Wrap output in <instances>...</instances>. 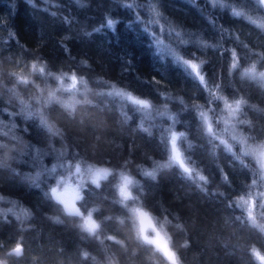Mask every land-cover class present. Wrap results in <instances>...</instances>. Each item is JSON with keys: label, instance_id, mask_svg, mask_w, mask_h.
Returning a JSON list of instances; mask_svg holds the SVG:
<instances>
[{"label": "trees", "instance_id": "1", "mask_svg": "<svg viewBox=\"0 0 264 264\" xmlns=\"http://www.w3.org/2000/svg\"><path fill=\"white\" fill-rule=\"evenodd\" d=\"M35 4L0 0V143L8 145L0 159L10 166L0 167V260L168 264L154 246L137 239L129 209L142 207L162 227L180 264H262L251 249L264 254V231L248 219L247 205L239 197L260 200L264 173L255 158H247L248 167H241L219 140L209 137L199 115L207 113L214 125V118L222 120L227 113L223 101L213 102L210 92L243 97L255 108L239 118L251 120L253 126L228 130L227 138L242 134L256 138L250 144L264 142V84L242 80L230 68L233 51L249 64H264V10L257 0H35ZM233 10L245 18L233 15ZM107 19L116 20L114 28L107 26ZM177 56L198 64L204 61L201 74L206 84ZM33 61L37 70L31 67ZM41 66L43 74L38 71ZM21 76L29 83L21 84ZM40 89L45 95L55 90L64 100L74 97L90 103L76 105L71 113L61 105L47 106L48 123L60 131L54 136L39 115L26 117L20 112V99L32 111L41 108L33 100ZM117 92L147 99L152 107L140 111ZM173 131L187 134L177 147L190 173L178 165L158 167L171 154ZM213 131L218 136L214 127ZM240 147L233 143V152ZM9 154L15 158L8 159ZM89 166L107 167L113 175L97 188L86 173ZM151 171L156 173L154 180L144 175ZM38 173V187L22 178L35 179ZM121 174L133 180L134 200L126 202L127 207L117 203ZM58 182L70 192L83 182L81 195L86 199L77 205L100 209L94 213L98 222L111 217L103 220L95 238L83 231L81 217L67 215L51 199L50 189ZM258 209L257 224H264ZM18 242L23 244L22 255L9 256V248Z\"/></svg>", "mask_w": 264, "mask_h": 264}, {"label": "snow or ice", "instance_id": "2", "mask_svg": "<svg viewBox=\"0 0 264 264\" xmlns=\"http://www.w3.org/2000/svg\"><path fill=\"white\" fill-rule=\"evenodd\" d=\"M79 2V0H77ZM29 3L32 4V6H36L35 0H29ZM129 7H135L133 4H126ZM257 5L261 10H264V0H257ZM224 7H228V5H223ZM233 15L245 18L244 13L236 12L233 10ZM248 19L251 21V18L248 17ZM254 23V21H251ZM106 24L110 28H114L116 24L115 19H107ZM103 27V25H101ZM99 30V29H96ZM233 61L230 65L231 70L234 74H238L239 77L242 80L245 81H255L260 84H264V64H261L259 67L256 63L249 64L247 60L237 57V54L235 51L232 52ZM177 60L181 61L187 68L190 69L191 73L195 76V78L201 83L206 84L205 76L201 74L202 68L201 65L204 63V61H201L199 64L194 62L192 59H184L183 57L177 56ZM31 67L33 70H37V62L33 61L31 64ZM39 73L43 74L45 73L44 67L38 68ZM12 75H16L13 73ZM48 75H52V73H48ZM19 82L21 84H28L29 80L25 78L24 76H21L19 79ZM81 84H84L85 82L83 80L79 81ZM77 83V77L76 75L72 76V88L76 87ZM39 88V86L37 85ZM219 87V86H217ZM87 91V89H85ZM117 95L123 97L127 101H129L132 105H135L138 107L140 111L148 110L152 107L149 100L144 98H137L133 94L125 93V92H117ZM212 96V101H223V108L227 111L228 119L224 121L225 124L231 125L232 128H236L239 126H247L248 128H252L253 124L251 120L248 119H240L239 117L242 115H246V109L248 108H255L254 105H251L247 99H244L243 97L239 98H228L225 96L216 95L215 93L210 92L209 93ZM33 100L36 103H39L41 105V108L37 111H32L31 105L28 104L23 99L19 100V103L21 104L20 112L26 117H34L39 115L41 117V124L44 128L47 129L49 133L52 135H60V131L58 129H55L52 125L48 123V120L46 116L44 115V109L49 105H61L65 109L70 110L71 112H74L76 105L81 103H90V101H80L75 99L74 97L69 100H64L60 96L57 95V92L55 90H48L47 94H44V90L40 89V95L33 97ZM184 101L181 100V104H183ZM195 107V106H194ZM166 114V113H164ZM201 119L206 123V131L209 137H215L217 140H219L220 145L223 146L224 151L227 153H230L235 161H237L241 167L247 168L248 164L246 163V159L251 157L255 158L257 163L259 164L260 169L262 170V173H264V142L256 143V144H250L249 140L255 141V137H249L244 136L242 134H233L231 139L233 143L240 145L241 147L237 150V152H233V144L229 143L227 140H222L218 136L215 135L213 131V124L209 120V117L207 113L200 112ZM233 120L235 123H233ZM142 131L145 133H148L149 130L146 128H143ZM187 134L185 132H171L170 135V144H171V154L168 157L167 163L159 164V168H168L171 165H178L185 173H190L191 169L187 167L185 163V159L183 157V154L180 150V148L177 147V141L186 138ZM0 139H3V137H0ZM17 137H13V141L17 140ZM191 146V145H189ZM25 147H28L27 145ZM8 148L7 144L0 143V153H3L5 149ZM63 155V153H61ZM8 159H14L15 156L12 154H9ZM127 163V162H125ZM0 167H10L6 160L0 159ZM76 173H80L81 167L79 164L76 166ZM15 172V169H12ZM52 171H55V167H53ZM88 173L90 174L91 184L95 187H100V181L101 180H107L110 176L113 175V172L111 169L107 167H95V166H89L87 169ZM144 175L147 177H151L153 180L156 179V173L155 171L151 172H144ZM39 177V173L37 174V177L34 179L32 177H29L27 175L23 176L22 178L25 180H32L33 183L38 187L39 184L36 183V180ZM122 183L119 185V194L121 199L117 202L119 204L124 205L127 207L126 202L134 200V197L132 196V193L129 191V186L133 184V180L131 177L127 175L121 174ZM201 180H206L207 178L205 176L200 177ZM225 181H227V176L225 175L223 177ZM262 179H264V176H262ZM61 182L57 183V186L51 187L50 193H51V199L55 200L57 205L63 206V211L73 217H81L83 220V223L80 225L83 231L87 234H90L92 237H96L99 232L103 229V220L105 219H111V217H103L100 222L96 218H94V213H97L100 211L98 208H91L89 209L87 207V204H83L81 206H77V201H85L86 197L81 195V189L85 188L86 185L81 182L79 183L75 188H72L73 195L72 197L66 198V193L68 191V186L64 187V190L61 191L60 187ZM252 184L256 185L257 180L253 179ZM258 196L261 198L260 200H254L251 197L249 199L245 200L243 196L239 197V200L242 201V205H247V217L251 221V223L259 227L261 231H264V224H257L256 217L254 215V209L257 206L264 207V191H261L258 193ZM231 203V201H230ZM82 208L84 209L82 211ZM132 216L135 218V220L138 222V230H137V239L140 240V242L144 245L148 246H154L156 251L159 253H162L163 257L167 260L168 264H180V258L178 257V254L176 251L173 250V247L170 246L169 238L166 234L162 232V227L158 228L157 225L153 222V218L150 215V213L142 207H133L129 209ZM262 216H264V212L261 213ZM182 227V226H178ZM151 229V231L154 233V235H149L148 230ZM108 240L114 241L116 243H121V241H117L114 236H108ZM187 247V242L184 245ZM253 255L264 264V254H261L260 251L256 250L255 248L251 249ZM23 253V244L22 243H16L13 248H11L8 251L9 256H20ZM83 256L85 258H88L89 253L84 252ZM0 264H6V261L0 260Z\"/></svg>", "mask_w": 264, "mask_h": 264}, {"label": "rangeland", "instance_id": "3", "mask_svg": "<svg viewBox=\"0 0 264 264\" xmlns=\"http://www.w3.org/2000/svg\"><path fill=\"white\" fill-rule=\"evenodd\" d=\"M226 119H228L227 113L224 114V117H223L222 120L219 117L214 118V125H213V127H214V130L217 132V135H218V137L220 139H222V140H229L231 142L232 139H231L230 136L227 138V133H228V130L233 132V128L231 127V125H228V124H225L224 123V121ZM231 144H233V141L231 142ZM235 145H237V144H235ZM86 173H87L88 177L90 178V174L88 173V171H86ZM121 183H122V178H121V181H120L119 185ZM119 185H118V189H119ZM129 191L131 192L130 186H129ZM258 210L260 211V214H261L262 213V210H263V207H260L259 206V209ZM136 225H137V230H138V222L137 221H136ZM148 234L149 235H154V233L151 231V229L148 230Z\"/></svg>", "mask_w": 264, "mask_h": 264}, {"label": "water", "instance_id": "4", "mask_svg": "<svg viewBox=\"0 0 264 264\" xmlns=\"http://www.w3.org/2000/svg\"><path fill=\"white\" fill-rule=\"evenodd\" d=\"M64 189H61V191H63ZM72 192H70L69 190L67 191V193H66V198H71L72 197ZM55 201V200H54ZM62 206V205H61ZM78 206V205H77ZM62 208H63V206H62ZM15 246V245H14ZM14 246H12L11 248H13ZM11 248H9V250L11 249Z\"/></svg>", "mask_w": 264, "mask_h": 264}, {"label": "clouds", "instance_id": "5", "mask_svg": "<svg viewBox=\"0 0 264 264\" xmlns=\"http://www.w3.org/2000/svg\"><path fill=\"white\" fill-rule=\"evenodd\" d=\"M155 79V78H154Z\"/></svg>", "mask_w": 264, "mask_h": 264}]
</instances>
